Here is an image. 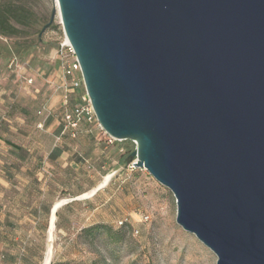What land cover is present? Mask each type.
Instances as JSON below:
<instances>
[{
	"label": "water",
	"instance_id": "1",
	"mask_svg": "<svg viewBox=\"0 0 264 264\" xmlns=\"http://www.w3.org/2000/svg\"><path fill=\"white\" fill-rule=\"evenodd\" d=\"M103 129L217 264H264V0H57Z\"/></svg>",
	"mask_w": 264,
	"mask_h": 264
},
{
	"label": "rangeland",
	"instance_id": "2",
	"mask_svg": "<svg viewBox=\"0 0 264 264\" xmlns=\"http://www.w3.org/2000/svg\"><path fill=\"white\" fill-rule=\"evenodd\" d=\"M4 1L0 0V3ZM13 1L24 4L33 16L28 27L18 26L23 30L21 36L0 35V50L8 55L0 56V82H8L14 90V98L21 100L28 110L23 125L26 130L27 124L32 129L31 125L43 120L52 96L63 95L55 50L64 38V29L60 15H57L52 26L39 37L53 9L58 8L57 0ZM11 55H17L24 66L22 76L16 68L9 67ZM26 70L34 74V82L29 88H26ZM36 88L40 91L36 92ZM45 88L49 89L43 94ZM74 105L71 101L69 107ZM62 111L63 108H59L56 115L62 117ZM37 128L44 130V126ZM112 146L113 163L98 171L95 180L100 184L98 194L89 197L98 189H93L89 181L86 187L89 195L74 205L71 212L81 221L68 228L65 224L62 230L56 231L53 240L51 237L49 264H217L218 256L195 234L178 224L173 192L146 168L134 165L135 160L130 156L136 144L124 140L116 141ZM87 168L91 170L92 165L88 163ZM85 173L89 174L88 171ZM85 214L87 217L83 219ZM92 226L98 227L84 231ZM41 241L43 247V235ZM35 254L39 256L38 264H44L47 250L40 249Z\"/></svg>",
	"mask_w": 264,
	"mask_h": 264
},
{
	"label": "crops",
	"instance_id": "3",
	"mask_svg": "<svg viewBox=\"0 0 264 264\" xmlns=\"http://www.w3.org/2000/svg\"><path fill=\"white\" fill-rule=\"evenodd\" d=\"M59 72L62 75L60 68ZM26 73L34 75L31 70ZM13 93L8 82H0V264H38L35 252L48 250L65 224L68 228L81 221L71 213L74 205L87 197L89 181L93 189L98 187L89 197L98 194V171L111 166L114 147L99 128L83 123L76 138L64 130L62 117L56 115L62 107L59 95L48 103L44 130L37 128L39 121L25 130L29 112Z\"/></svg>",
	"mask_w": 264,
	"mask_h": 264
},
{
	"label": "built area",
	"instance_id": "4",
	"mask_svg": "<svg viewBox=\"0 0 264 264\" xmlns=\"http://www.w3.org/2000/svg\"><path fill=\"white\" fill-rule=\"evenodd\" d=\"M62 24V21H61ZM55 59L62 72V83L60 89L63 91L61 105L64 130L72 137H76L81 124L101 129L108 136L109 143L119 141L110 136L101 126L92 106L90 97L85 86L82 68L76 52L64 33V38L59 42L55 50ZM9 67L16 68L22 76L25 72L24 66L20 64L18 56L14 55L9 60ZM28 85L34 82L33 76H25ZM76 103L69 107L73 99ZM39 113H41L39 111ZM44 122H39L38 127L43 128Z\"/></svg>",
	"mask_w": 264,
	"mask_h": 264
},
{
	"label": "trees",
	"instance_id": "5",
	"mask_svg": "<svg viewBox=\"0 0 264 264\" xmlns=\"http://www.w3.org/2000/svg\"><path fill=\"white\" fill-rule=\"evenodd\" d=\"M32 16L33 14L24 4H18L13 0L0 3V35L5 37L21 36L23 30L18 26L28 27L31 24ZM6 50L9 51V49ZM0 56L6 57L8 55L0 50ZM12 56L14 55H11L10 58ZM96 227L98 226L86 228L84 231H92Z\"/></svg>",
	"mask_w": 264,
	"mask_h": 264
},
{
	"label": "bare ground",
	"instance_id": "6",
	"mask_svg": "<svg viewBox=\"0 0 264 264\" xmlns=\"http://www.w3.org/2000/svg\"><path fill=\"white\" fill-rule=\"evenodd\" d=\"M85 195L87 196V195H89V193H87ZM59 205L60 204L56 205V207L59 206ZM50 255H51V248L49 247V249L47 250V254H46V258H45L44 264H49V262H50Z\"/></svg>",
	"mask_w": 264,
	"mask_h": 264
}]
</instances>
